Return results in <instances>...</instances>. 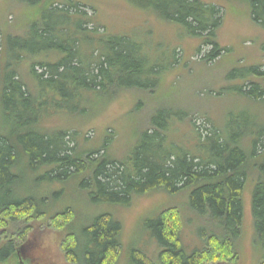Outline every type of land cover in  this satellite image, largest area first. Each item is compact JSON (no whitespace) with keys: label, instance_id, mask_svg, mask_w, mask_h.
<instances>
[{"label":"trees","instance_id":"1","mask_svg":"<svg viewBox=\"0 0 264 264\" xmlns=\"http://www.w3.org/2000/svg\"><path fill=\"white\" fill-rule=\"evenodd\" d=\"M129 1L155 10L211 45L205 61L220 59L225 51L216 38L221 25L216 6L201 0ZM238 1L249 5L252 21L264 29V0ZM43 2L39 8L49 14L63 12L67 20L72 15L81 17V32L87 31L84 25L92 18L84 6L72 1L61 5L54 0L42 6ZM44 9L38 11L39 18ZM97 27L87 32L97 35ZM23 29L26 31L21 35L10 25L0 33V257H6L5 264H21L18 248H32L30 237L42 224L59 229L68 264H120L124 255L125 264H142L137 255L144 264H237L246 234L248 194L253 243L260 249V264H264V126H259L257 133L252 128L233 137H226L220 127L200 140L194 155L189 150L181 152L176 145L166 150L165 126L146 121L138 147L120 163L124 167L121 172L113 166L115 158L109 156L113 135L105 132L90 143L83 135L78 142L81 145L70 148L68 139L79 133L49 126L45 114L57 106L67 110L66 103L75 97L80 102L78 90L100 98L115 89H140L139 82L127 83L131 77L144 74L135 61V49L126 37L101 39L85 63L77 51L82 40H75L72 50L65 49L62 56L53 50L57 46L55 32L43 28L39 19ZM99 38L91 37L90 44L96 45ZM27 64L31 83L23 75ZM252 74L255 81L245 95L264 99V72L254 69ZM239 92L244 94L242 88ZM92 111L85 110L74 118H88ZM30 175L37 176L36 183L58 185V189L41 197L33 193L24 196L19 187ZM152 192L170 197L187 194L190 214L203 225L198 231L202 247L187 252L183 246L182 214L176 207L161 210L146 231L156 244L153 258L124 246V226L109 211L128 207L134 198ZM73 195L104 211L80 224L79 204L57 208Z\"/></svg>","mask_w":264,"mask_h":264},{"label":"rangeland","instance_id":"2","mask_svg":"<svg viewBox=\"0 0 264 264\" xmlns=\"http://www.w3.org/2000/svg\"><path fill=\"white\" fill-rule=\"evenodd\" d=\"M43 1L42 6L45 1L53 0ZM54 1L61 5L72 1L84 6L88 18H92L84 26L89 31L98 25V34L82 33L80 22L83 19L79 16L72 15L67 20L63 12L47 13L43 7L39 8L41 0H0V33L14 25L22 35L26 31L23 29L25 25H31L39 19L43 28L55 32L57 46L53 50H56V54L65 56V49L72 50L74 41L82 40L81 44L77 43V51L85 63L89 62L92 50L100 45L101 39L126 37L136 51L133 49L135 61L144 68V74L131 77L127 82H139L141 88L138 90L122 92L115 89L113 94L104 93L100 98L78 90L76 94L80 102L75 97L66 103L67 110H59L57 106L55 110L50 108L47 111L46 123L49 126L66 129L70 134L79 133L68 139L70 148H75L83 140V135L90 143L107 132L114 137L109 156L117 161L113 166L123 172L124 167L120 163L125 162L138 147L146 121L155 120L165 126L168 137L163 147L166 150L176 145L181 152L189 150L192 154L195 147L198 149L200 146V140L211 136L220 127L226 137H233L252 128L257 133L259 126H264V99L245 95L255 81L253 70L264 72V29L252 21L247 3L238 0H201L220 10L217 17L221 25L216 30V38L225 48L220 59L205 61L212 46L203 44L200 37L192 36L186 28L162 18L153 9L136 6L129 0ZM42 9L43 14L39 18L38 11ZM91 37H100L96 45L90 44ZM97 54L94 52V56ZM56 57L53 61H56ZM27 67L28 64L24 70L22 68L23 75L31 83ZM154 68L159 70L154 72ZM241 88L243 95L239 92ZM38 94L42 95L41 91ZM54 97L60 102V97ZM111 97L115 100L110 101ZM85 110H93L88 118H74V115ZM36 178L27 176L19 192L24 196L33 193L41 197L58 189V185L50 187L44 182L36 183ZM246 198V234L237 264H260L261 252L253 243L251 197L248 194ZM66 201L57 208H64L66 204H79L80 224L104 211L100 207H89L79 196H70ZM168 207H176L182 214L180 239L187 252L202 247L203 241L198 231L203 225L190 214L186 193L170 197L152 192L134 198L128 207H115L109 212L124 226V246L143 251L153 258L156 244L146 231L157 221L158 213ZM53 226L42 224L35 227L30 237L33 246L22 254L23 260L31 261V264H68L63 239L59 229ZM75 233L78 234L76 228ZM2 240L5 241L4 236ZM124 256L120 264L127 262V256ZM5 260L6 257H0V264H5ZM136 260L144 264L138 255Z\"/></svg>","mask_w":264,"mask_h":264},{"label":"water","instance_id":"3","mask_svg":"<svg viewBox=\"0 0 264 264\" xmlns=\"http://www.w3.org/2000/svg\"><path fill=\"white\" fill-rule=\"evenodd\" d=\"M27 250H29L28 245L20 246V247L18 248V250H17V255H18V257H19V260H20V263H21V264H29V262H27L26 260H23V258H22V254H23L25 251H27Z\"/></svg>","mask_w":264,"mask_h":264}]
</instances>
